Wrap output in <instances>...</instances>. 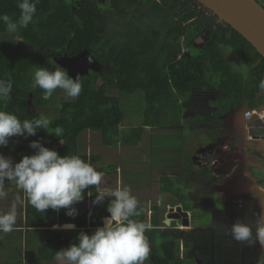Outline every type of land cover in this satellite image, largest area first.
I'll return each mask as SVG.
<instances>
[{"label": "trees", "instance_id": "1", "mask_svg": "<svg viewBox=\"0 0 264 264\" xmlns=\"http://www.w3.org/2000/svg\"><path fill=\"white\" fill-rule=\"evenodd\" d=\"M190 2L192 0H39L33 21L27 28L9 33L6 25L0 22V79H10L13 83L11 99L0 100V110L16 115L21 121L40 118L41 110L52 103L50 98L43 99L42 89L33 87L36 67L54 70L56 60L73 59L83 52L98 64L97 69H88L79 75L82 91L78 98L54 102L57 107L49 119L47 131L53 132L60 126L61 136L38 129L34 136L9 138L8 145L0 147V151L14 153L13 161L19 162L23 156L34 154L29 144L39 140L44 147L61 156L79 155L104 173L116 170L117 166L98 164L102 160L98 152L83 151L85 134L99 135L104 146L121 144L126 148L137 145L148 130V147L141 150L151 162L156 160L155 169L161 166L169 144L182 142L183 179L158 171L152 181L159 192L171 193L174 197H169L173 199L170 208L180 204L182 211H191L192 217L188 220L194 221L191 203L186 198L193 186L190 178H202L209 172L195 166L191 159L194 151L185 150L187 143L183 140L186 138L181 137L180 129L187 125L197 127L198 122L185 117L183 103L193 102L200 94L202 97L206 88H214L223 93L217 100V115L239 110L242 106L244 109L264 107V87H261L264 58L231 26L217 21V16L198 15ZM261 2L264 7V0ZM0 14L18 20L17 0H0ZM229 51L236 53L243 68L234 67ZM100 68L106 71L110 81L116 82L119 96L109 93V81ZM137 92L141 94L142 105L133 106L134 110L125 108L124 103L129 101L120 97ZM128 115L132 123L138 122L122 125ZM216 123H212L213 131L222 122ZM174 130L181 135H171ZM158 140H164L163 151L154 146ZM132 170L128 167L127 172ZM15 188L5 180L7 196L3 202L11 205L10 196H13L19 206L14 225L18 233L15 237L6 235L4 238L0 232V264L49 263L57 257L56 251L78 242L80 231L90 235L102 226V218L109 215L106 209L112 198L92 204L98 192L96 186L85 190L83 200L87 201V207L74 217L50 208L44 214L38 212L25 193ZM88 191L92 192L91 196L86 194ZM167 204L164 208L138 204L140 214L133 217L152 226L145 232L150 247L145 264H197L198 258L200 264H211L208 247L206 252L203 249L208 244L206 237L193 238L200 229L181 232L177 226L180 219H172L169 225L163 222ZM4 209L0 208V213H4ZM66 223L75 224L76 228L53 227ZM200 232L209 237L207 227ZM214 240L217 247L216 235ZM253 250L247 245L245 264H259L261 258ZM178 254L181 256L177 257Z\"/></svg>", "mask_w": 264, "mask_h": 264}, {"label": "clouds", "instance_id": "2", "mask_svg": "<svg viewBox=\"0 0 264 264\" xmlns=\"http://www.w3.org/2000/svg\"><path fill=\"white\" fill-rule=\"evenodd\" d=\"M38 2L39 0H17L20 10L18 20L13 21L9 15L0 14V22L6 25L9 33H15L18 28H27L33 21ZM89 61L91 62V58ZM33 87L43 90L45 100L51 98L57 89L63 90L66 97L75 99L82 91V82L79 75L73 79L59 66L54 70L36 67ZM261 87H264V81L261 82ZM12 88L10 79H0V100H10ZM50 123L46 116L21 121L16 115L0 110V147H6L9 138L13 136L26 138L36 135L38 129L47 131ZM259 127L264 125L260 123L256 129ZM253 130L249 131L250 134ZM48 133L59 137L63 129L57 126L53 132ZM29 147L35 150L34 154L23 156L19 162L0 154V199L7 196L4 191L7 180L14 182L18 189L26 193L28 202L38 212L44 214L49 208L59 212L64 208L66 215L74 217L77 210L73 205L84 199L85 190L89 186L98 187L101 184L103 173L79 155L61 156L57 151L44 147L39 140L31 141ZM96 193L93 205L103 202L106 196L112 198L106 209L109 215L102 218V226L97 227L90 235L80 231L78 242L56 251L57 258L64 264H145L150 255L145 232L152 226L133 219L140 213L137 210L138 200L132 195L131 188L117 186L113 190ZM86 194L91 196L92 192L88 191ZM15 224L16 205L13 204L9 211L0 213V232H12ZM53 227L74 230L76 225L66 223ZM217 227L237 242L250 247L259 244L264 248V216L255 221V230L252 224L240 218L230 226L220 223ZM259 264H264V257Z\"/></svg>", "mask_w": 264, "mask_h": 264}, {"label": "rangeland", "instance_id": "3", "mask_svg": "<svg viewBox=\"0 0 264 264\" xmlns=\"http://www.w3.org/2000/svg\"><path fill=\"white\" fill-rule=\"evenodd\" d=\"M261 0H259L260 2ZM262 5V2H261ZM197 44H201V39L198 41ZM229 59L231 60L232 64L236 68H243V62L237 57L236 53L229 51ZM89 58H91V62L89 61ZM57 67H61L65 69L70 77L73 79L76 78L77 75H80L84 72H86L88 69H97L98 64L95 61V59L90 56L88 53L83 52L79 56L73 59H67V58H62L56 60ZM99 71L102 73L103 77L108 80L107 82L109 83V93L114 94L119 96V91L116 82L110 81V79L107 77L106 71L102 70L101 68ZM212 92V93H211ZM204 93V94H203ZM202 97L201 94L199 96H195V100L193 102H187L186 104L183 103V108H184V115L186 118H191V120H196L199 124L197 127H192L191 125H187L186 127H182L180 129V133H183V137L186 138V140L183 142H186L185 150L188 152L192 148V143L196 138H198L199 142L201 144H204L206 140V136L208 135V131H204L206 127L211 128L209 131H213L214 126L213 125H205L208 123H213L217 122L219 123L220 121L222 122L225 118L226 113H220L218 114V109H219V103H218V98H220L223 93H220V90L214 89V88H206L204 89V92H202ZM120 98H124L125 100L128 99L129 103H124L125 108L134 110V108L137 105H142L141 101V94L139 92L133 94L132 96L128 97H123L121 96ZM191 97L189 96L188 99ZM73 98L66 97L65 93L63 90L57 89L50 100L52 103L48 104L47 107L43 110H41V117L46 116L48 119H50L54 113L55 109L57 107V104L54 102H59V101H70ZM135 106V107H133ZM244 110V109H243ZM242 110V111H243ZM239 111V110H238ZM241 111V112H242ZM240 112V111H239ZM209 113V115H208ZM129 115L124 118V121L122 125H126L127 122H130L131 124H136L138 121L136 120L135 123H132L131 120L129 119ZM129 119V120H128ZM242 121L246 123V121L242 118ZM216 123V124H217ZM128 126V125H127ZM124 128V127H122ZM168 133V132H167ZM177 137L178 135H181L177 132V130H174L171 135H174ZM174 137V136H171ZM150 138V133L148 130L144 133V136L142 137L141 141L133 146V147H126L124 148L121 146V144H118L117 146H104L101 142L100 136L97 134H85V140H84V147H82L83 151L86 153L89 152H98L101 155V162L98 164H108L112 163L117 166L116 170H109L105 171L103 173V180L101 184L98 186V192L101 191H107V190H113L117 186H128L131 188L132 195H134L137 200L138 204L142 205H159L161 208H164L165 204L173 201V199H169L168 195H162L158 191V186L157 184L153 183V178L157 177V174L159 173L157 168L155 169L154 165L156 160L151 162V159L149 156H146V154H143L144 151L141 149H147L148 147V142ZM164 140H158L157 142L154 143V146L160 147V151H163L162 145H163ZM164 146V145H163ZM188 146V147H187ZM157 147V148H158ZM176 147V144L173 143L169 144V148H174ZM5 155L6 157H11L12 160H14V153H0ZM128 167H132L133 170L130 172H127ZM213 175L214 172L212 171ZM216 175H222V173H218L216 171ZM220 177V176H219ZM9 182V181H8ZM11 184L14 185V188L16 187V184L14 182H10ZM201 188V187H200ZM16 189V188H15ZM202 189V188H201ZM233 189V188H232ZM10 190V189H8ZM13 190V188H12ZM11 190V191H12ZM200 190V189H199ZM262 190H264V187L261 186L259 190H255L254 192L249 193L250 196L252 197L250 199V205L253 209L254 207L257 208H263L262 204L264 205V194L260 196L257 193H261ZM14 191V190H13ZM237 189H234L231 191L232 196L234 197L231 204L233 205L232 209L226 210L225 212H216L215 215L217 218H215V221H226L228 218L230 219L228 222H233L238 218L240 215L239 209L242 208L243 204L247 203L246 195L244 196L245 199L244 202L242 200H239L238 193L236 192ZM195 191L193 194L196 195ZM256 195V196H255ZM25 197L26 193H25ZM197 196H194V200L196 202L195 205H197L200 210H197L196 208L193 211V218L194 221H190V224L194 226V229L198 228L200 226V231H204V228L207 227V225L210 224L213 219L211 218V212L212 210L215 209H221L225 206H228L225 203L228 202H223L226 201V199H229L228 197L225 198L223 201L222 198L220 201V205H217V198L218 195L210 192V194L207 195V198L211 201V204H208L207 207H205V201L202 202H197L196 200ZM253 197H256L257 199H254ZM13 196H10V199L13 200V203L11 205H6L8 201L3 202L4 198L2 199V205L0 204V208L5 207V212L9 211L11 206L15 204ZM105 198H111V197H105ZM260 199V200H259ZM230 200V199H229ZM235 203H234V202ZM1 202V200H0ZM262 203V204H261ZM171 205V203H169ZM16 205V210L19 209V206ZM166 212L164 214V220L167 219L169 221L168 225L171 223L172 219H178L180 215V211L177 210V208H169V205L167 204ZM75 209L77 210V213H81L83 209L87 207V201L82 200L81 202H78L73 205ZM224 207V208H225ZM59 211H64L66 212V209L61 208ZM18 212V211H17ZM148 213H151V210H149ZM203 214V215H202ZM237 215V216H236ZM202 216H204L207 220H202ZM261 216H264V211L261 213ZM260 216V217H261ZM240 217V216H239ZM17 218V215H16ZM17 220V219H16ZM163 220V222H164ZM211 220V221H210ZM218 220V221H217ZM220 222V223H221ZM225 222V223H228ZM182 231H188L187 227L188 225H184L183 223H178L177 225ZM18 230H13L10 233H2V236L5 238L6 235H9V237H15L18 232H15ZM200 234L193 235V238L196 240H199L201 237L205 238L206 236H202V232ZM192 236V235H191ZM23 241V240H22ZM33 243V242H31ZM227 246H225V250H221L218 248V251H220L224 257H223V262L220 264H239L238 260V255L240 251V247L242 246V243L235 241L232 237L231 240L227 239L226 243ZM204 251H207V246H203ZM253 250V249H252ZM256 254V253H255ZM181 254H178L177 257H180ZM260 258L264 257V254L261 253L258 255ZM3 258V257H2ZM212 259V258H211ZM212 263V260H210ZM197 264H200V259L198 258L196 261ZM242 263V262H241ZM24 264H64V262L60 261L57 257L51 261V262H39V261H33L32 263H27L25 261ZM214 264H218L216 261Z\"/></svg>", "mask_w": 264, "mask_h": 264}, {"label": "crops", "instance_id": "4", "mask_svg": "<svg viewBox=\"0 0 264 264\" xmlns=\"http://www.w3.org/2000/svg\"><path fill=\"white\" fill-rule=\"evenodd\" d=\"M244 107L242 106L239 111L238 110H231L229 112H225V119L222 121L219 128L215 129L214 131H209L211 128L206 127L204 131H208V135L206 136V142L204 144H201L199 142L198 138L194 140L192 143V148L188 152L191 153L194 151L193 155H191V159L193 160L194 164V158L197 154H199L201 160L206 162V165L199 166L196 165V167H200L201 169H207L209 172L208 175H204L202 178H190L193 182V186L189 188V191H187L186 198L189 203H191V209L194 211L196 208L197 210H200V208L195 205L196 202L194 200V196L196 197L197 202L205 201V207L208 206V204H211V201L209 198H207V195L210 194V192H213L218 195L217 198V204H221L219 200L223 201L225 198V202L232 201L233 196L231 191L234 189H237V193L239 196V200L246 199L250 203V199L252 198L249 193L254 192L255 190H259L261 186L264 187V127H259L256 129L257 125H251L246 124L242 121V110ZM242 111V112H241ZM209 115V113H208ZM199 124V123H198ZM205 125H212V123H208ZM255 128V130H253ZM253 130L250 135V130ZM214 136L215 140H212L211 137ZM183 137V136H181ZM180 137V138H181ZM184 138H181L183 140ZM182 142L178 143L176 147L173 149L166 148L164 150V153H166V157L162 159L161 168L158 169V171H161V173H167L171 175L172 177L178 178V180L183 179L182 175V161H180V154L183 150V147L181 145ZM230 146L233 147L234 150L242 152L238 155L236 152L227 153L226 149H228ZM12 153L9 151H5L4 149L0 151V153ZM13 154V153H12ZM232 155H237V158H239L240 161L232 162L228 164L224 168H220L222 159L225 158H232ZM215 159V161H213ZM220 159V160H219ZM212 162H215L214 165H212ZM207 167V168H206ZM219 171L222 173V175H216V171ZM212 171L215 175H213ZM217 171V172H218ZM220 176V177H219ZM186 181H183V184H185ZM180 184V183H179ZM183 184H180V187L184 189ZM202 189H201V188ZM233 188V189H232ZM200 189V190H199ZM196 192V195L193 193ZM162 195H168L169 197L174 198L171 193H162L159 192ZM260 196L264 194V190L262 192L257 193ZM256 196V195H255ZM254 199H257L256 197H253ZM234 202V201H233ZM172 204V202H169ZM168 203V205H170ZM178 203V202H177ZM186 203V202H185ZM232 202L225 203L228 206H224L221 209H213L211 212V218L213 221L210 222L209 225H207V228L210 230L209 237L207 233H204L202 236H206L205 243L208 242L207 247L208 250L211 253L212 256V263L216 261L218 264L223 262V255L220 254L221 252L218 251V248L221 250H225V246H227L226 241L227 239L231 240V236L226 234L224 230L219 229L217 225L220 224L221 221L216 222L215 213L218 212H225L226 210L232 209L233 205L229 204ZM235 203V202H234ZM180 204L175 205L173 208L177 207ZM231 205V206H230ZM170 208V206H169ZM255 208V207H254ZM253 209V208H251ZM240 211V217L238 218L244 220L247 222V219L245 220V217L243 215L242 209H239ZM189 216L188 219H191V211H188ZM203 215V214H202ZM237 216V215H236ZM250 218V217H249ZM178 220V219H174ZM204 220H207L204 217ZM230 219L228 218L226 221H222L221 223L230 226L232 222H228ZM189 226L187 227V230H193L194 226L190 224V220H188ZM228 222V223H225ZM248 223H250L248 221ZM252 224V223H250ZM253 225V224H252ZM200 228V226H198ZM196 228V229H198ZM253 228H255V225H253ZM196 234H200L199 232H195ZM202 234V233H201ZM217 236V247L214 246V236ZM203 238V237H201ZM200 238V239H201ZM209 238V239H207ZM250 247V246H249ZM251 249H254L257 254L264 253V248H262L259 244H256L255 246L250 247ZM253 250V251H254ZM247 252V244L242 243V246L240 247L238 260L239 264H245L247 260L246 256ZM256 257V256H255ZM242 262V263H241Z\"/></svg>", "mask_w": 264, "mask_h": 264}, {"label": "water", "instance_id": "5", "mask_svg": "<svg viewBox=\"0 0 264 264\" xmlns=\"http://www.w3.org/2000/svg\"><path fill=\"white\" fill-rule=\"evenodd\" d=\"M243 36L264 58V7L257 0H197ZM188 225V212L176 207ZM168 225L169 221L164 220Z\"/></svg>", "mask_w": 264, "mask_h": 264}, {"label": "built area", "instance_id": "6", "mask_svg": "<svg viewBox=\"0 0 264 264\" xmlns=\"http://www.w3.org/2000/svg\"><path fill=\"white\" fill-rule=\"evenodd\" d=\"M259 1V0H257ZM190 6L193 9H196L197 14H203L205 16H209V17H213L214 14L212 11H210L209 9H207L205 6H203L200 2H198L197 0H192V2H190ZM243 119L246 121V124H255V125H259L261 123V125H264V107H258V108H253V109H246L243 112ZM227 153H232V152H240V151H236L233 149L232 146H230L228 149H226ZM237 153V155H238ZM242 152H240L239 154H241ZM237 155L233 156L232 158H225L224 160L222 159V163L220 168H224L226 167L228 164L232 163V162H236V161H240L239 158H237ZM195 164L199 165V166H203L206 165V162L202 161L199 154H197L194 158ZM215 161V159L213 160ZM215 162H212V165H214ZM218 171V170H217ZM218 173H221L218 171Z\"/></svg>", "mask_w": 264, "mask_h": 264}, {"label": "flooded vegetation", "instance_id": "7", "mask_svg": "<svg viewBox=\"0 0 264 264\" xmlns=\"http://www.w3.org/2000/svg\"><path fill=\"white\" fill-rule=\"evenodd\" d=\"M229 204H231V203H229ZM249 205L250 204L247 201L246 205L244 203L241 209L243 211V215L245 217V220L247 218V219H249V220H247V222L249 221L250 223H252L253 225H255V221L257 220V218H259L261 216V213L264 211V205L262 204V207L263 208H261V209L260 208H257V207H255L254 209H251L252 207L249 206ZM178 219H180V221H183V217L181 215H179V218ZM253 229L255 230V228H253Z\"/></svg>", "mask_w": 264, "mask_h": 264}, {"label": "bare ground", "instance_id": "8", "mask_svg": "<svg viewBox=\"0 0 264 264\" xmlns=\"http://www.w3.org/2000/svg\"><path fill=\"white\" fill-rule=\"evenodd\" d=\"M220 160V159H219Z\"/></svg>", "mask_w": 264, "mask_h": 264}]
</instances>
